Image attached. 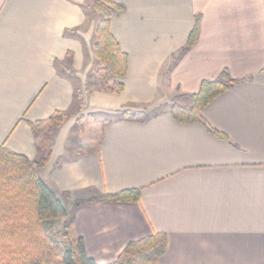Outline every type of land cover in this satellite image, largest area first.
Here are the masks:
<instances>
[{
  "label": "crops",
  "instance_id": "0c3cea01",
  "mask_svg": "<svg viewBox=\"0 0 264 264\" xmlns=\"http://www.w3.org/2000/svg\"><path fill=\"white\" fill-rule=\"evenodd\" d=\"M110 1L123 6L111 31L128 70L108 81L122 82L121 92L88 86L102 19L93 0H0V144L35 159L30 124L77 113L78 87L85 107L114 116L99 148L70 159L62 127L39 171L70 193L89 257L112 263L128 243L163 232L158 264H264V0ZM224 70L240 81L202 110L220 135L173 116L169 99ZM159 107L148 119L119 116ZM124 189H140V200H89Z\"/></svg>",
  "mask_w": 264,
  "mask_h": 264
},
{
  "label": "trees",
  "instance_id": "16d2710c",
  "mask_svg": "<svg viewBox=\"0 0 264 264\" xmlns=\"http://www.w3.org/2000/svg\"><path fill=\"white\" fill-rule=\"evenodd\" d=\"M94 5L102 15V19L95 29L94 54L98 61L95 73L104 81V87L106 86L108 91L121 92L124 89L122 82L109 85L108 81L113 77H124L128 70V55L121 49L111 31V16L120 11L123 6L110 0H94ZM197 37L198 26L196 23L181 52L185 53L189 50L195 44ZM239 81V79H233L228 71L224 70L215 79L203 80L199 92L180 94L178 97L186 99L188 104L173 102L171 112L178 120L199 121L211 131L218 133L208 124L202 110L218 95ZM74 96L76 102L79 101L80 105L84 104L82 89L75 87ZM151 115L140 111L132 113L126 111L121 114V117L148 119ZM64 116V112H57L49 119L30 124L36 140L37 157L35 159H30L0 144V249L3 256L9 254L8 250L14 239L31 236L37 228L42 231L44 221H52L58 216H64L63 228L64 236L67 238L66 247L61 250L59 255L56 254V249L51 243L46 246L48 253L58 256V261L52 264H98L87 255L84 239L74 231V209L69 210L65 204L70 193L68 191L59 192L51 187L39 171L51 160L55 146V132L60 127ZM218 134L220 135V133ZM101 139L102 133L95 149L99 148ZM57 166H60V163H57ZM140 195V189H124L116 193H103L91 197L89 200L138 202ZM84 201V199L75 200L74 208ZM39 246V243L30 242L24 247L29 259L37 256ZM166 248L167 235L163 232H155L148 237L128 243L117 259L109 264H158ZM46 253L45 250L42 251L35 264H41V261L47 260ZM15 258L17 259L18 256ZM29 259L25 258L24 261L28 262Z\"/></svg>",
  "mask_w": 264,
  "mask_h": 264
},
{
  "label": "rangeland",
  "instance_id": "374dc122",
  "mask_svg": "<svg viewBox=\"0 0 264 264\" xmlns=\"http://www.w3.org/2000/svg\"><path fill=\"white\" fill-rule=\"evenodd\" d=\"M93 6L95 7L94 0ZM93 6L90 8L91 10H93ZM96 11L100 13L97 9ZM95 69L93 73L90 74L89 78H87L89 88H91V86H94V82H96L97 84H104V81L96 75ZM111 85H115V83ZM178 96H180V94L175 95L174 97L169 99L168 105L171 106L173 102H179L183 105L188 104V101L186 99L179 98ZM163 108L164 107H159L157 109L152 108L140 112L153 114ZM75 111L77 113H75ZM72 112L75 113L73 116H66L65 114L60 127L55 132L56 137L61 128H64L62 133L65 136V148L67 149L64 155L65 159L74 158L77 154L95 149L103 130V123L107 119L114 116V114L105 111L96 112L89 110L87 107H85V103L83 105H80L79 101L75 102ZM123 112L126 111H121L119 113V116H121ZM62 158L63 157H61V159ZM64 220V216H58L52 221H44L42 225V231L40 230V228H37L31 236H24L19 237L18 239H14V242L10 244V248L8 250L10 251L9 254L4 256L1 255L0 249V264H35L38 261L40 254L44 250L47 252V260L41 261V264H52L54 262L56 263L58 261V256L56 254L60 255L61 250L67 245V238L64 236L63 228ZM30 242L39 243L40 245L37 256H34V258L32 259H29L27 257V250L24 249V247H26ZM48 243H51L53 247H55L56 254L48 253V251L46 250V246ZM16 256H18L17 259L15 258ZM25 258L29 259V261H24Z\"/></svg>",
  "mask_w": 264,
  "mask_h": 264
}]
</instances>
